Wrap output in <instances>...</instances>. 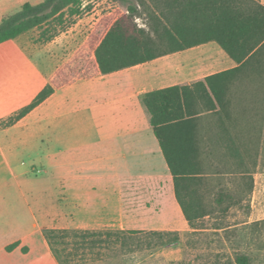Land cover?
Returning <instances> with one entry per match:
<instances>
[{
    "label": "crops",
    "instance_id": "0c3cea01",
    "mask_svg": "<svg viewBox=\"0 0 264 264\" xmlns=\"http://www.w3.org/2000/svg\"><path fill=\"white\" fill-rule=\"evenodd\" d=\"M103 2L125 11L127 4H137ZM8 4L0 0V11ZM97 6L91 9L96 22L102 17ZM23 35L0 43V264H60L43 231L68 229L60 225L68 217L81 228L75 230L94 231L98 218H119L120 230L126 231L190 230L142 100L148 92L191 86L236 64L209 42L102 75L94 57L98 41L89 52L90 64H83L86 54L78 53L76 74L66 81L70 70L52 67L50 48L57 38L39 50ZM47 85L54 92L44 102L12 125H1ZM234 93L221 99L230 95L240 108L237 119L251 120V114H242L245 104ZM210 116H195L184 161L178 158L177 135H169L167 152L174 168L217 169V148L238 151V139L253 135L252 129L243 133L215 125ZM79 150L85 153L82 163L93 164L100 174L73 171L64 155ZM230 157L239 160V155ZM46 185L51 189L46 191ZM220 188L227 189L217 185L216 190Z\"/></svg>",
    "mask_w": 264,
    "mask_h": 264
},
{
    "label": "trees",
    "instance_id": "16d2710c",
    "mask_svg": "<svg viewBox=\"0 0 264 264\" xmlns=\"http://www.w3.org/2000/svg\"><path fill=\"white\" fill-rule=\"evenodd\" d=\"M124 3L125 0H111ZM127 4L126 13L117 17L94 49L97 68L102 75L110 74L157 58L193 48L209 42L219 48L236 64L230 70L217 73L191 86H172L148 92L142 103L150 116V126L173 177L174 194L188 226L198 229L197 221L212 213L224 215L242 201L220 188L213 195V209L205 211L201 202L189 195V184L204 171L174 168L167 152L168 137L177 135L181 148L177 151L182 161L188 157L189 134L196 125L199 113L194 108L193 91L205 94L211 108L223 109L218 84L260 75L264 69V5L261 0H134ZM84 0H43L38 4L24 3L18 11L0 21V43L37 30V43L46 44L75 23L90 9ZM127 2V0H126ZM147 11L145 28L136 19ZM44 87L34 100L15 115L2 122L10 126L44 102L52 93ZM217 106V107H216ZM231 141V139H229ZM228 148L230 156L238 157L237 150ZM200 178V177H199ZM44 238L60 264H68L62 257L72 245L78 250L92 252L99 248H114L122 252L138 249L153 250L178 244L180 234L175 231H126L75 229H47ZM68 240H71L69 242ZM15 245L7 248L11 250ZM226 264H252L244 253H236Z\"/></svg>",
    "mask_w": 264,
    "mask_h": 264
},
{
    "label": "rangeland",
    "instance_id": "374dc122",
    "mask_svg": "<svg viewBox=\"0 0 264 264\" xmlns=\"http://www.w3.org/2000/svg\"><path fill=\"white\" fill-rule=\"evenodd\" d=\"M5 1L9 4L0 11L2 18L18 11L24 3L38 4L43 0ZM87 2L90 3V9L77 18L75 23L60 32L50 48L52 67H66V71L70 70L66 72V81L76 74L73 67L74 61L79 59L78 53L86 54L81 58L83 64H90V50L101 40L112 22L126 13L121 6L108 8L103 0H87ZM96 6L101 10L99 11L102 16L98 22H96L98 16L91 18L94 13L91 9ZM141 14L136 19V23L139 27L145 28L147 11ZM37 37L38 32L34 30L24 34L22 39L41 50L45 45L37 43ZM218 87L223 89L221 98L235 92L237 101L242 100L241 102L245 104L242 106V114L246 113L248 117L252 115V119L242 121L237 119L241 116L240 108L230 99V95L228 99H222L221 111L217 106L215 111L209 110L211 102L207 101L205 94L199 93V89L193 91L195 110L199 114L211 115L209 119L213 118L215 125L220 123L230 131L243 133L252 129L253 135L247 134L238 139L241 143L237 148L239 160L231 158L227 152L217 148V159H219L217 169L204 170L203 176L195 178L189 184L188 190L189 195L199 200L203 210L208 212L214 208L212 200L217 185H224L236 199L243 200L241 206L230 207L224 215L212 213L198 220L196 222L198 229L178 232L180 241L172 246L153 250L138 249L134 252L99 248L92 252L78 250L76 254L73 246L69 244L65 246L67 248L65 254L69 253V256H62L68 264H226L232 261L236 253L248 255L252 264H264V69L260 75L224 82L218 84ZM209 122L210 120H206L207 124ZM84 155L85 153L79 150L64 156L67 163L72 165L73 171L77 168V171H82L84 174H100L102 171L95 169L93 164L82 163ZM44 188L46 191L51 189L47 185ZM147 205L149 206V203ZM74 221L73 217H68L66 222L60 225L68 229H81L74 227ZM94 221L92 230L99 231L120 230L122 220L98 218ZM144 232L149 231L144 230Z\"/></svg>",
    "mask_w": 264,
    "mask_h": 264
}]
</instances>
